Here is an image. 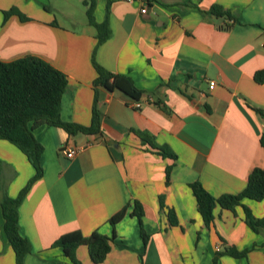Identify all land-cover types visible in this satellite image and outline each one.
<instances>
[{
  "label": "crops",
  "instance_id": "1",
  "mask_svg": "<svg viewBox=\"0 0 264 264\" xmlns=\"http://www.w3.org/2000/svg\"><path fill=\"white\" fill-rule=\"evenodd\" d=\"M84 1L0 0V60L32 55L65 73L63 121L92 124L95 49L101 66L131 78L143 93L138 109L122 92L99 88L97 133L49 125L34 131L44 147V175L18 208L19 232L32 247L23 264H73L56 240L73 231L112 236L109 219L125 207L99 264H264V228L249 227L241 206H218L207 226L190 187L199 181L215 197L238 194L253 169L264 168L257 112L264 110V82L255 79L264 71V0H97L95 21H105L109 6L111 31L98 47ZM215 5L231 17L215 15ZM133 130L177 157L162 156ZM71 147L77 153L68 158ZM34 175L27 156L0 140V264H16L4 232V195L16 198ZM135 201L143 207L146 242L131 215ZM243 203L264 218V200ZM76 258L95 264L85 245Z\"/></svg>",
  "mask_w": 264,
  "mask_h": 264
},
{
  "label": "trees",
  "instance_id": "2",
  "mask_svg": "<svg viewBox=\"0 0 264 264\" xmlns=\"http://www.w3.org/2000/svg\"><path fill=\"white\" fill-rule=\"evenodd\" d=\"M97 0H85L89 23L97 29V47L105 43L110 35L108 12L102 23H97L94 18V9ZM211 11L217 16L231 17V14L220 6H213ZM8 16L9 14L6 13ZM93 65L98 73L94 80L95 101L93 107V121L91 126L67 123L62 120L60 109L63 95L68 87V78L51 63L36 56L28 55L12 62L0 60V140H6L17 146L28 158L35 168V175L29 180L16 198L4 195L1 203L4 217V232L15 252L16 264H23L25 256L32 251L31 243L19 232V205L25 198L35 182L44 175L41 157L44 152L43 145L36 139L34 131L43 126L49 125L64 129L69 134L78 132L94 134L100 131V116L98 112L97 93L99 88L104 87L110 91L118 90L129 97L132 101H140L143 93L138 90L131 78L115 74L96 60V49L93 52ZM258 83L264 82V71L258 72L255 76ZM257 112L264 119V110L257 109ZM144 142L152 147L158 148L164 157L176 158V154L167 147H159L154 139H150L145 132L133 130ZM264 147V136L261 139ZM171 167L167 168V179L170 176ZM197 201L199 213L207 226L215 220V209L219 206L224 210L234 211L241 206L245 212V222L254 231L264 228V218H257L251 209L243 203L244 199L254 201L264 200V168H255L248 177L246 188L238 194H223L219 197L212 195L201 182L196 181L190 184ZM132 216H136L141 224V233L146 242L147 236L143 229L142 218L144 211L142 205L134 202ZM128 207H125L109 219L113 228V235H103L97 231L89 236H84L80 231H73L62 235L53 244L54 247L62 248L64 255L73 264H82L76 258V250L79 246L85 245L89 250L91 260L95 264L102 263L112 249L116 239V226L127 214ZM172 225L177 224L175 212L168 211ZM227 252L243 257L247 251L238 252L227 249Z\"/></svg>",
  "mask_w": 264,
  "mask_h": 264
},
{
  "label": "built area",
  "instance_id": "3",
  "mask_svg": "<svg viewBox=\"0 0 264 264\" xmlns=\"http://www.w3.org/2000/svg\"><path fill=\"white\" fill-rule=\"evenodd\" d=\"M147 12V9L146 8H143L142 9V13H146ZM216 83L214 81L210 82V88L213 89L215 87ZM151 100V99H150ZM132 106L135 107V108H141L143 106V103L141 101H134L132 103ZM65 153H66V156L68 158H73L76 153H77V149L76 148H67L65 150Z\"/></svg>",
  "mask_w": 264,
  "mask_h": 264
}]
</instances>
